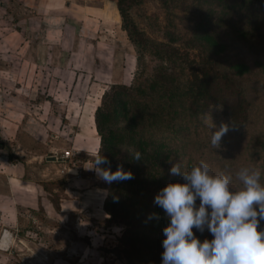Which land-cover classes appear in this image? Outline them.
Segmentation results:
<instances>
[{
  "label": "rangeland",
  "instance_id": "1",
  "mask_svg": "<svg viewBox=\"0 0 264 264\" xmlns=\"http://www.w3.org/2000/svg\"><path fill=\"white\" fill-rule=\"evenodd\" d=\"M117 1H51L56 6L55 22L43 23L31 33L26 30L32 38L38 32L44 41L39 50L40 61L37 65L27 62L25 75L18 78L15 74V78L2 82L0 171L6 168L2 166L6 164L4 160L17 163L27 183H36L41 188L38 190L44 205H36L29 195L23 197L24 205L17 203V197L0 198V242L3 237H11L9 247L0 250V264H125L120 244L125 226L115 223L118 217L113 220L105 211L107 183L88 169L101 146L95 111L113 84L142 85L153 79L154 74L162 76V73L179 74L183 79L187 63L181 57L187 55L188 59L199 61V55H205L204 41L193 44L191 40L197 37V24L209 9L213 11L212 24L216 25L207 30L216 39L230 44L221 55L225 59L222 68L241 81L252 103L242 128L230 127L220 108L207 112L215 125L210 130L204 116L198 120L186 115L177 128L189 144L184 154L194 153L192 163L204 160L214 173L230 175L234 185L238 184L235 174L241 167L258 169L264 183V148L254 143V138L264 131V57L257 59V55H251L249 46H258V36L248 41L236 36L232 29L235 23L252 32L250 28L257 25L259 33L254 35L261 36L264 6L242 0H224L226 3L222 5L218 0H124L139 30L178 51L177 56L167 53L164 56V49L160 51L158 45L148 44L140 49L134 46L118 11L114 15ZM65 2L72 3L68 10L64 8ZM82 4L85 9L79 11ZM225 4L235 5L224 8V15L220 11ZM100 8L103 12L107 10V15L100 14ZM63 17L76 23H70L71 26L62 23ZM50 43L53 45L49 46ZM16 49L8 46L5 52L13 53ZM31 51V44L23 49V53ZM50 54L51 59L47 60ZM238 59L248 66L240 76L231 69ZM16 65L14 69L18 68ZM221 124L229 126L221 146L205 145L209 139H203ZM198 139L206 146L200 152L191 146ZM175 149L177 155L183 151ZM65 151L70 152L68 158L63 157ZM179 182H183L182 177ZM99 189L105 194L100 195ZM101 196H104L102 205ZM67 199L72 201L67 204ZM60 202L66 213L56 212ZM196 202L199 204L198 199ZM260 227H264V220L260 221ZM193 233L201 241L213 238L207 228L203 233L198 230Z\"/></svg>",
  "mask_w": 264,
  "mask_h": 264
},
{
  "label": "trees",
  "instance_id": "2",
  "mask_svg": "<svg viewBox=\"0 0 264 264\" xmlns=\"http://www.w3.org/2000/svg\"><path fill=\"white\" fill-rule=\"evenodd\" d=\"M218 1L221 5L226 3L224 0ZM242 1L264 6V0ZM124 3V0H118L117 10L129 40L137 49L153 44L158 45L160 51L164 49V56L166 53L169 56L178 55L172 46L156 42L139 30L128 14L130 6ZM234 5L225 4L220 12L225 15L224 8ZM209 11L197 24V37L191 40L193 44L204 41L205 55H199V61L188 59L187 55L181 57L187 63L184 67L187 73L183 79L179 74L162 73V76L154 74L153 79L142 85L126 87L113 84L103 94L95 111L100 151L110 161L111 170L114 171L119 164L133 173L130 180L113 182L104 187L108 194L104 201L105 211L113 220L118 217L115 223L125 226L120 239L125 264H161L162 230L169 220L163 209L154 202V197L167 183L180 180V176L170 174L171 164H180L182 170H189L195 159L194 153L184 154L189 144L184 142V135L177 131L183 118L188 115L199 120L209 109L220 108L230 127L242 128L249 114L252 101L245 95L243 84L222 68L225 59L221 55L230 44L216 39L215 34L207 30L216 25L212 24L210 17L213 11ZM232 29L236 36L240 35L241 39L246 37L248 41L258 36V46L249 48L251 55L258 56L257 59L264 57V29L261 36L254 35L259 33L256 32L259 30L257 25L250 28L252 32L235 23ZM257 62H261V59ZM231 69L240 76L248 70V66L238 59L231 64ZM161 70L165 71L163 68ZM197 122L200 124V121ZM203 128L206 129L204 125ZM205 139H209L205 145L213 148L210 136L203 141ZM198 140L191 146L200 152L206 146H202ZM254 143L264 148V131L254 138ZM174 148L175 151H183L177 155ZM136 152L141 154V159H133ZM185 160L184 166L182 162ZM114 196L119 198L118 202L114 201ZM194 231L197 230L193 228Z\"/></svg>",
  "mask_w": 264,
  "mask_h": 264
},
{
  "label": "clouds",
  "instance_id": "3",
  "mask_svg": "<svg viewBox=\"0 0 264 264\" xmlns=\"http://www.w3.org/2000/svg\"><path fill=\"white\" fill-rule=\"evenodd\" d=\"M204 120L208 130L215 128L209 113ZM228 131L227 124L209 131L213 148L221 146ZM133 159H141V154L136 152ZM88 169L107 184L133 178L122 165L111 170L110 161L100 149ZM169 172L182 177L183 182L167 183L154 197L169 220L162 230L161 264H264V227H260L264 220V183L258 169L241 167L235 174L237 185L230 175L214 173L204 160L189 170L173 163ZM113 199L118 202L119 198ZM193 228L201 233L207 228L213 238L201 241ZM7 242L11 244V237Z\"/></svg>",
  "mask_w": 264,
  "mask_h": 264
},
{
  "label": "crops",
  "instance_id": "4",
  "mask_svg": "<svg viewBox=\"0 0 264 264\" xmlns=\"http://www.w3.org/2000/svg\"><path fill=\"white\" fill-rule=\"evenodd\" d=\"M51 1L54 0H0V50L4 49L0 52V89L2 88L5 80L7 82L8 78H15V74L18 75V78L22 77L23 74L25 75L26 69L24 68V66H26L27 62L35 63L37 65L36 62L40 61L39 50L41 49V45L44 43V41L41 39V35L38 32L36 33L37 36H35V38H32L29 34H26V30L31 33L32 30H36L38 27H41L43 23L50 24L51 22H55L53 20V14H55L54 12L56 11V6L54 5V3L51 4ZM71 5V2H65L64 8L68 10ZM78 7L80 9L79 11H84L85 9L84 4L79 5ZM99 10L100 14L103 13V15L105 16V12H107V10L105 12H103L101 8ZM116 11H118L117 7L116 9H114L115 16L117 14ZM100 17L103 16L100 15ZM62 23L70 25V23H76V20H70L69 18L63 17ZM28 44H31V53H23V49H26ZM51 45L53 44L50 43L49 46ZM8 46H16L17 49L13 53H10L9 51L5 52V48L7 49ZM46 59H51V54ZM14 65H16L18 68L14 69ZM4 161L7 165L1 163L2 166L6 168L0 171V198L3 199L6 197L11 199L13 197L15 199V197H17V199H19L17 203L19 205H24L26 199L23 197L29 195L30 200L36 201V205L40 204L41 206H43L44 198L41 196L42 194L38 190L41 189L38 184L27 183V179H24L22 177L23 174L20 171L22 167H20L17 163H11L8 160ZM67 192L71 191L67 190ZM93 192H95V190H93ZM98 193L100 195H103V193L105 194L104 190L102 189H99ZM104 196H101L102 198L100 197V205L103 204ZM47 198V202L50 201ZM61 200L64 201V199ZM69 201H72V199H67L65 202L68 204ZM61 202L59 203L60 208H55L56 212L59 210L58 213H66V210H64L63 208V203ZM96 203V201L93 202L94 205ZM6 247H9V243L6 246H3L0 242V250H5Z\"/></svg>",
  "mask_w": 264,
  "mask_h": 264
},
{
  "label": "bare ground",
  "instance_id": "5",
  "mask_svg": "<svg viewBox=\"0 0 264 264\" xmlns=\"http://www.w3.org/2000/svg\"><path fill=\"white\" fill-rule=\"evenodd\" d=\"M2 245L6 246L8 243H7V238H3L2 241H1Z\"/></svg>",
  "mask_w": 264,
  "mask_h": 264
},
{
  "label": "built area",
  "instance_id": "6",
  "mask_svg": "<svg viewBox=\"0 0 264 264\" xmlns=\"http://www.w3.org/2000/svg\"><path fill=\"white\" fill-rule=\"evenodd\" d=\"M69 156H70V152L66 151L65 154H64V158H68Z\"/></svg>",
  "mask_w": 264,
  "mask_h": 264
}]
</instances>
